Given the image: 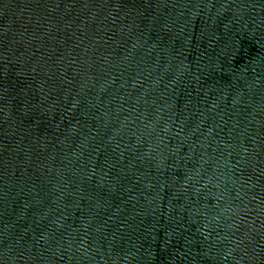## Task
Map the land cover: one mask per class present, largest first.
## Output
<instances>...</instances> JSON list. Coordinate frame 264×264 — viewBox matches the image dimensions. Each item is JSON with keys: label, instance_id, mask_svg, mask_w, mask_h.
<instances>
[{"label": "water", "instance_id": "water-1", "mask_svg": "<svg viewBox=\"0 0 264 264\" xmlns=\"http://www.w3.org/2000/svg\"><path fill=\"white\" fill-rule=\"evenodd\" d=\"M217 0H0V264H183Z\"/></svg>", "mask_w": 264, "mask_h": 264}]
</instances>
